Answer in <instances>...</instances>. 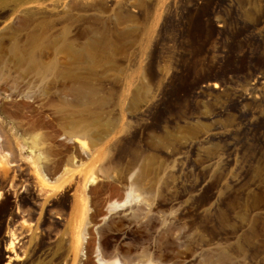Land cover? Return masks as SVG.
Wrapping results in <instances>:
<instances>
[{"label": "rangeland", "instance_id": "obj_1", "mask_svg": "<svg viewBox=\"0 0 264 264\" xmlns=\"http://www.w3.org/2000/svg\"><path fill=\"white\" fill-rule=\"evenodd\" d=\"M51 64L70 76L27 69ZM3 101L0 146L3 118L21 140L84 127L93 143L54 193L25 165L0 191V264H94L87 241L154 264H264V0H0ZM135 157L151 163L144 215L92 232L76 177Z\"/></svg>", "mask_w": 264, "mask_h": 264}, {"label": "bare ground", "instance_id": "obj_2", "mask_svg": "<svg viewBox=\"0 0 264 264\" xmlns=\"http://www.w3.org/2000/svg\"><path fill=\"white\" fill-rule=\"evenodd\" d=\"M27 69L40 80L47 79L53 81L70 76V74H67V72L62 70V68L53 64L46 66L30 65ZM9 97L10 96H8L7 99ZM9 99L14 100L15 98H12L11 96ZM4 105V101L0 102V114L2 115H4ZM4 118L2 119V122L4 121L9 135L8 138L2 139L0 146V191L5 192L7 186H10L12 190L15 188L17 189L18 185L15 183L16 180L13 181V178H17V181L24 183L22 178L26 175V173L25 169L22 167L25 165L30 169L32 172L31 174L36 177V181L38 180L37 183H40L41 186L44 185V187L45 185L48 186L50 189L47 187L46 188L49 189V191H53L54 193L55 189L56 191L58 190V186L65 179V177L73 175V172L76 170V168L82 165L86 155L92 152V148L88 147L90 149L89 152L86 146L87 143L90 146L92 145L93 136H91L88 130L84 127L71 129L66 133V136L63 140L64 142L54 144V139L47 143L46 138L38 135L31 138L30 141L29 138L27 140L19 139L21 135L19 133L21 131L17 129L15 125L10 123L7 124ZM8 125L10 126L8 127ZM41 125L42 122L37 123V126ZM121 141L119 143H121ZM70 143H78L76 144V146H78V152H74L73 148L70 146ZM5 152L9 153V158H7ZM138 162L139 161L136 159V157L132 158L124 170H122L117 168L118 166L116 167L113 165L112 161L101 165L100 160H95L92 162L93 166L90 170L84 172V174H82L83 176L76 177V183L82 179L84 181V187H89L90 208L88 207V209H90L91 212H89L90 214L88 215V223L86 222L85 226L88 225V228L91 229L92 232L96 230L101 232L102 227L106 224L107 219L111 223V219L116 218L130 226L131 224L137 222L142 215H144L148 197L145 195L147 193L143 192L142 182L145 178V175L151 170V163L147 161V163L143 164L142 166H138L139 169L137 170L136 168ZM9 163H13V167H10ZM123 179L128 180V184L123 189V192L119 193L118 196L110 194L112 190L116 189L117 184L120 185V181ZM52 180L54 181V185H49L50 183L48 182ZM22 186L23 185H20L19 187ZM41 186L40 188H37L38 191L39 189L41 190ZM13 191L15 193V190ZM43 191L41 190L39 192ZM47 192L45 194V201L47 203L46 207L48 209L45 208L44 213L48 215L47 220H50L51 215L49 214L55 208L58 201H60V198H54V194L52 195L49 192V195ZM27 193H31L30 189L28 188L26 189V194ZM63 195H65V192ZM17 197L19 198V201L30 200L24 195L21 196V194ZM30 202L32 203V201ZM146 213L145 215H147ZM42 221H45V217L42 219ZM154 248L156 247L154 246ZM84 251L87 255V261L89 257H93L92 262L94 264L155 263L151 252L144 250L141 254H121L116 247L107 249L101 244H94L92 241L86 242ZM158 252L160 253L161 251L159 249L157 251L156 248L155 253ZM85 264L88 263L86 262Z\"/></svg>", "mask_w": 264, "mask_h": 264}]
</instances>
